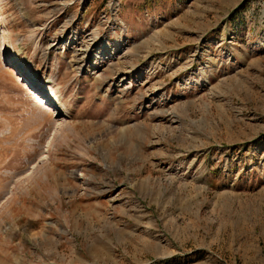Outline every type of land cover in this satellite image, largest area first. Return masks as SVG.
I'll use <instances>...</instances> for the list:
<instances>
[{
    "label": "rangeland",
    "instance_id": "obj_1",
    "mask_svg": "<svg viewBox=\"0 0 264 264\" xmlns=\"http://www.w3.org/2000/svg\"><path fill=\"white\" fill-rule=\"evenodd\" d=\"M0 264H264V0H0Z\"/></svg>",
    "mask_w": 264,
    "mask_h": 264
},
{
    "label": "bare ground",
    "instance_id": "obj_2",
    "mask_svg": "<svg viewBox=\"0 0 264 264\" xmlns=\"http://www.w3.org/2000/svg\"><path fill=\"white\" fill-rule=\"evenodd\" d=\"M23 81H25V83L27 82V84L28 85H32L29 81H26V80H23L22 79V82ZM26 84V85H27ZM36 91V90H35ZM37 100H40V109H41V107H42V109L44 108L45 110H44V112L46 113L47 111H55L54 109H55V107H53L52 105L53 104H51L50 102H49V100H47V98H45V97H42V96H39V94H34L33 95ZM47 104H48V106H47Z\"/></svg>",
    "mask_w": 264,
    "mask_h": 264
}]
</instances>
